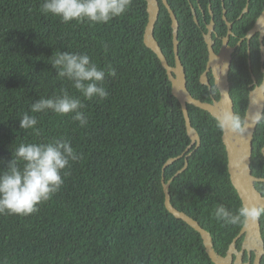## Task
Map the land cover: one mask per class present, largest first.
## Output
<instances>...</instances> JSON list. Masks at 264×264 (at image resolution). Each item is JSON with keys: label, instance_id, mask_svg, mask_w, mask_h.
<instances>
[{"label": "trees", "instance_id": "1", "mask_svg": "<svg viewBox=\"0 0 264 264\" xmlns=\"http://www.w3.org/2000/svg\"><path fill=\"white\" fill-rule=\"evenodd\" d=\"M43 0H0V168L21 142L53 137L70 141L80 159L61 172L64 183L48 201L29 215L0 214V264H213L200 235L164 207L161 167L190 143L180 104L156 55L143 43L147 23L146 0H132L129 9L107 24L61 22L41 12ZM178 27V55L186 87L201 101L218 99L217 88L200 84L207 49L187 0H167ZM259 0L233 23L234 44L260 13ZM154 37L173 66L171 20L159 0ZM239 8L226 16L234 18ZM216 30L224 34L221 6L213 7ZM246 42L237 48L228 74L234 112L244 115L250 71L260 82L258 47ZM106 49V50H105ZM58 51L84 52L101 68L108 96L84 100L66 80L57 78L49 63ZM61 87L79 96L87 126L72 114L35 113L40 135L20 129L19 117L40 97ZM199 147L187 158L186 169L170 183V201L196 220L212 237L213 247L225 255L242 225H224L212 213L217 204L235 209L241 200L232 186L221 130L204 110L187 106ZM264 127L256 126L251 170L264 178ZM184 164L180 158L164 171L169 180ZM67 175H64V173ZM264 196V182L255 183ZM264 243V216L259 219ZM240 240L236 247L239 248ZM261 264H264V258Z\"/></svg>", "mask_w": 264, "mask_h": 264}, {"label": "clouds", "instance_id": "2", "mask_svg": "<svg viewBox=\"0 0 264 264\" xmlns=\"http://www.w3.org/2000/svg\"><path fill=\"white\" fill-rule=\"evenodd\" d=\"M131 3L132 0H43L40 10L44 14L51 13L59 17L63 23L75 20L78 23L107 24L113 18L122 16ZM49 63L57 70V78L66 80L84 100L106 98L105 77L116 76L113 67L109 65L101 68L84 52L58 51L50 56ZM226 68L225 64L222 71ZM252 103L255 104V101ZM84 107L79 96L61 87L51 96L40 97L32 102L30 110L20 115L19 127L39 136V121L35 113L41 112L72 114L73 121H78L80 126H87L88 118L82 111ZM213 119L219 130L227 129L239 135H244L258 125L264 127V111L259 109L250 116L224 109ZM257 151L261 152V149ZM80 158L70 141L63 138L17 144L11 150V159L5 167L0 168V214L29 215L37 211V205L48 201L63 185L61 172L68 167L69 162ZM212 216L224 225H243L264 216V203H242L235 209L220 203L216 205Z\"/></svg>", "mask_w": 264, "mask_h": 264}, {"label": "water", "instance_id": "3", "mask_svg": "<svg viewBox=\"0 0 264 264\" xmlns=\"http://www.w3.org/2000/svg\"><path fill=\"white\" fill-rule=\"evenodd\" d=\"M160 1L165 6L171 20L172 47L174 54L173 66L168 64L166 57L164 56L154 37V26L157 21L160 9L159 0H146L147 23L143 33V43L156 55L161 66L166 72L167 79L170 82L171 94L180 104L186 134L190 140V143L180 155L167 159L161 167V184L164 194V207L174 218L182 220L200 235L205 252L213 264H244L242 263V254L244 251L247 252L249 256L253 251L255 255L253 264H260L261 258L264 256V243L260 233L259 220L255 222L249 221L248 223L243 224L237 236L233 238L232 242L229 244L225 255H220L213 247L211 234L202 228L196 220L187 215L185 212L179 211L171 204L169 192L170 183L176 176L186 169L187 158L200 145V137L197 131L191 125L187 106L192 105L196 108L204 110L212 117L224 109L234 112L228 78L233 51V48L228 45V37L232 34V25L229 22L226 23L228 28L227 35L223 38V44L218 53H215L212 48L213 42L210 39V35L204 36V42L207 46L208 60L206 64V70L200 76L199 82L202 85H207L210 87L206 72L211 70L213 84L218 90L219 97L218 99L212 97L210 102L201 101L194 98L186 87L185 70L178 55L179 24L177 18L167 3V0ZM256 32L260 33L261 39L264 37V9L259 15L254 26L246 33L245 38L247 39L248 43ZM261 53L262 58H264L263 46H261ZM225 64L227 65V68L222 71V67ZM252 101H255V104H253ZM257 109L261 111L264 109V76L261 83L256 85L249 92L248 104L245 114L250 116L251 113ZM255 128L256 126L250 128L244 135L233 133L227 129L221 132V140L225 147L227 157V171L229 179L241 200V204L247 202L264 203V196L255 187V183L264 182V178L254 176L251 170V155ZM262 153L264 156V147L262 148ZM245 156L246 158L244 159ZM180 158H184L183 166L177 170L169 180L165 181L164 171L166 167ZM241 237L242 246L241 250L239 251L236 248V242Z\"/></svg>", "mask_w": 264, "mask_h": 264}, {"label": "flooded vegetation", "instance_id": "4", "mask_svg": "<svg viewBox=\"0 0 264 264\" xmlns=\"http://www.w3.org/2000/svg\"><path fill=\"white\" fill-rule=\"evenodd\" d=\"M249 1L250 0H187V3L190 7V11L193 17L194 22L199 26L200 30L202 31V37H203V41H204V36L205 35H210V39L213 42L212 43V48L214 50L215 53H218L222 44H223V38L227 35V22L231 23V25L233 26V23L236 20H240L243 16L244 13H246L248 11V5H249ZM220 4L221 6V20L223 22V24L225 25L226 31L224 34L219 35V29L216 30L217 27V22L215 20V14L213 11V7H218ZM262 0H259V5H262ZM235 8H239V12L238 14L234 17V18H228L226 16L227 12H233L235 10ZM264 9V5L260 11V13L257 15V17L255 18V20L253 21L251 27L245 32V34L243 36L238 37V39L235 41L234 44H231V38L232 37H236L237 35L232 31V26H231V31L232 34L229 35L228 37V45L233 48L232 51V59H233V54L236 51L237 48L242 46L243 42H246L247 48V62L250 65V44L252 42L254 47H258V51H259V57H258V62H259V74L261 75L260 77V82H257V78L254 75V73H252V71H250V83L248 84V86L250 87L249 92L256 86L259 85L263 79L264 76V58H262V53H261V46L264 47V37L261 39L260 38V33L256 32L251 39L249 40V43L247 42V39L245 38L246 33L254 26V24L256 23L259 15L262 13ZM233 10V11H230ZM205 43V42H204ZM206 45V43H205ZM207 49V46H206ZM207 60H208V52H207ZM207 60L205 63V67L204 70L201 72L200 76L205 72L206 70V64H207ZM232 63V61H231ZM206 76H207V80L208 83L210 85L207 86L209 89L211 88V81L213 83V76H212V71L209 70L206 72ZM214 85V84H213ZM230 85V84H229ZM249 95V93H248ZM212 98V97H211ZM248 104V103H247ZM264 111V109H263ZM264 147V145L262 146V148ZM262 148H261V152H262ZM263 154V153H262ZM238 240H240L239 243V248H237L239 251L241 250V246H242V237L239 238ZM237 240V241H238ZM237 243V242H236ZM255 255L254 252L252 251L250 256L247 254V252L244 251V253L242 254V263L244 264H253ZM264 258V256L261 258L260 264L262 262V259ZM235 259V257H234Z\"/></svg>", "mask_w": 264, "mask_h": 264}]
</instances>
